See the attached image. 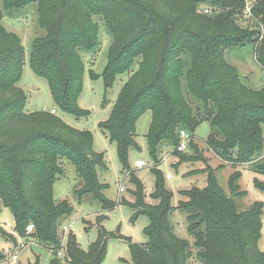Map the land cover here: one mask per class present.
Returning <instances> with one entry per match:
<instances>
[{
  "label": "trees",
  "instance_id": "16d2710c",
  "mask_svg": "<svg viewBox=\"0 0 264 264\" xmlns=\"http://www.w3.org/2000/svg\"><path fill=\"white\" fill-rule=\"evenodd\" d=\"M0 1V203L11 210L21 237L49 245L55 255L51 264H102L113 235L101 224L98 240L85 250L69 233L63 254H57L61 221L74 211L69 201L54 198L55 181L65 172L64 158L81 178L75 195L92 196L104 211L118 203L105 193L109 184L100 180L98 168L108 165L105 154L95 149L90 130L71 126L51 111H25L28 96L18 86L25 48L16 33L4 28L3 9L38 3L46 35L33 40L31 67L48 81L60 109L78 118L90 115L79 104L83 55L98 46L99 24L94 17H104L112 35L108 61L102 74L91 69L90 76L96 80L102 75L108 91L118 75L131 74L109 117L100 123L110 142L116 143L125 170L130 169V149L138 145L137 122L147 111L152 114L147 138L155 160L165 140L174 145V152L183 153L176 149L180 131L190 132L192 143L204 120L212 126L206 141L223 160L251 163L264 154V88L244 83L225 58L226 48L245 46L261 35L255 54L264 68V0ZM206 6L210 12L204 11ZM250 6L259 24L243 27L239 15ZM153 172L150 195L156 203L147 201L145 184L131 173L137 188L131 206L136 216L150 219L147 243L130 241L133 263L189 264L192 246L175 233L170 220L173 195L165 187L164 174L159 169ZM197 174L204 175L205 185L181 191L180 208L187 212L198 258L203 264H264V251L258 247L262 206L239 212L235 203L236 196L246 194L240 189V171L229 177L230 194L211 168ZM259 187L264 191V182ZM105 218L102 213L98 220ZM31 224L34 229L27 235ZM0 234L11 238L2 226ZM5 259L0 252V261Z\"/></svg>",
  "mask_w": 264,
  "mask_h": 264
},
{
  "label": "rangeland",
  "instance_id": "374dc122",
  "mask_svg": "<svg viewBox=\"0 0 264 264\" xmlns=\"http://www.w3.org/2000/svg\"><path fill=\"white\" fill-rule=\"evenodd\" d=\"M202 9L203 6L199 11ZM206 9H204L205 12ZM3 12L4 28L16 33L21 38L25 48L22 78L18 83V86L24 89L28 96L25 111L45 110L50 112L52 109H56V114L69 125L78 129L90 130L94 136L95 149L105 154L108 165L107 169L98 168L100 180L109 184L105 193L110 199L118 203L115 208L104 211L100 202L92 196L86 195L80 199L75 195L74 187L81 183V178L72 162L64 158L65 172L55 181L54 198L58 202L69 201L74 211L72 215L63 218L61 221L62 240L65 239L67 243L69 233H72L83 249L90 250L98 240L99 228L103 224L108 232L113 235L108 237L107 252L102 264H134L130 241L147 243L146 231L150 219L147 215L136 216V210L131 206L136 201L134 193L137 189L131 181V173L135 172L136 176L145 184L147 201L156 203L150 194L155 187L153 169H159L165 176V187L173 195L172 205L174 209L170 220L175 233L180 238L187 240L192 246L193 256L189 264H203L198 258L195 239L189 231L187 212L180 208V202L183 199L181 191L194 185H205L204 175L197 173L206 171L209 167L215 173L220 186L228 194L231 193L230 175L236 170L240 171V189L246 194L234 198L237 210L243 212L256 204L262 206V228L258 247L264 251V191L259 187V184L264 182V172L255 170L257 168L264 171V154L251 163L236 164L234 161L223 160L206 141L212 132V126L208 120H204L195 130V139L185 152L181 154L174 152V145L165 140L159 144L157 159L155 160L151 155L147 138L152 114L147 111L137 122L136 141L138 145L130 149V169L125 170L119 158L116 143L110 142L108 136L101 129L100 123L109 117L123 85L131 74L118 75L114 86L108 91L105 90L102 75L96 80L90 76L91 69L102 74L108 61V49L112 43V35L104 17L99 15L94 17L99 24L98 46L93 51H85L83 55L85 62L84 88L79 98V104L82 108L89 110L90 115L78 118L60 109L52 97L48 81L37 75L31 67L30 54L33 40L36 37L46 35V29L41 27L39 19L38 3L32 2L14 9H3ZM239 22L243 27L259 24L254 15H249L246 9L240 13ZM261 38L260 35L255 42H248L241 47L225 49L226 60L238 69L243 82L255 89L264 88V68L258 64L255 54ZM142 159L146 161V165L136 166V161ZM168 173H172L173 178L168 179L166 177ZM102 213L106 215V218L100 222L98 218ZM0 226L11 237L6 238L0 234V252L6 254V259L0 261V264H51L52 259L55 258L49 245L45 247L34 239L27 241L26 238L17 233L14 216L11 210L2 203H0ZM25 234L29 235L30 231L27 229ZM61 251L63 254L64 249Z\"/></svg>",
  "mask_w": 264,
  "mask_h": 264
},
{
  "label": "built area",
  "instance_id": "2783aa9c",
  "mask_svg": "<svg viewBox=\"0 0 264 264\" xmlns=\"http://www.w3.org/2000/svg\"><path fill=\"white\" fill-rule=\"evenodd\" d=\"M246 11H247V13L249 15H252L251 7H247ZM206 12H210V9L207 8ZM51 112L54 113V114L57 113L56 109H52ZM192 139H193V137L190 134V132H188L187 130L182 129L180 131V143H179V145L177 146L176 149L178 151H180V152H185L188 149V146L190 145ZM144 165H146V161L145 160L142 159V160H137L136 161V166L141 167V166H144ZM167 178L168 179L173 178V174L172 173H168L167 174ZM121 190H123V187H121ZM33 229H34V226L32 224L30 226H28V231H32ZM65 246H66V242H65V239H64V240H62L61 245H60V249L58 250V253H57L59 256L62 254L61 250H63L65 248ZM11 257L13 258L14 256L12 255Z\"/></svg>",
  "mask_w": 264,
  "mask_h": 264
}]
</instances>
